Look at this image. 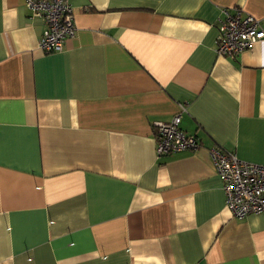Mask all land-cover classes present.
<instances>
[{
  "label": "crops",
  "instance_id": "crops-1",
  "mask_svg": "<svg viewBox=\"0 0 264 264\" xmlns=\"http://www.w3.org/2000/svg\"><path fill=\"white\" fill-rule=\"evenodd\" d=\"M67 1L47 54L26 0H0V264H264V216H231L208 154L264 166V40L214 51L224 12L264 0ZM176 114L200 148L157 157Z\"/></svg>",
  "mask_w": 264,
  "mask_h": 264
},
{
  "label": "built area",
  "instance_id": "built-area-1",
  "mask_svg": "<svg viewBox=\"0 0 264 264\" xmlns=\"http://www.w3.org/2000/svg\"><path fill=\"white\" fill-rule=\"evenodd\" d=\"M25 6L44 24L38 48L47 54L61 52L75 33L68 1L26 0ZM217 31L215 54L234 58L264 40V19L252 16L241 19L238 12L234 15L224 12L217 22ZM180 121V114H176L169 122H153L157 157L195 152L200 148L196 135L180 129ZM208 154L221 181L225 207L231 216L237 220L248 215L264 216V166L242 161L219 145L209 148Z\"/></svg>",
  "mask_w": 264,
  "mask_h": 264
}]
</instances>
